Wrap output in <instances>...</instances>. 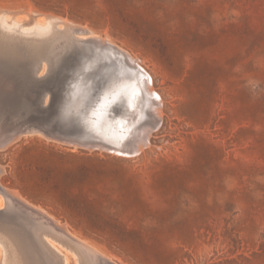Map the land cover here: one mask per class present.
I'll list each match as a JSON object with an SVG mask.
<instances>
[{"label":"rangeland","instance_id":"374dc122","mask_svg":"<svg viewBox=\"0 0 264 264\" xmlns=\"http://www.w3.org/2000/svg\"><path fill=\"white\" fill-rule=\"evenodd\" d=\"M4 16L94 27L139 61L163 104L141 153L78 145L61 108L78 67L94 64L57 41L46 71L17 76L20 112H0V132L20 133L0 150L3 186L118 264H264V0H0ZM52 89L55 100L39 94Z\"/></svg>","mask_w":264,"mask_h":264},{"label":"bare ground","instance_id":"6f19581e","mask_svg":"<svg viewBox=\"0 0 264 264\" xmlns=\"http://www.w3.org/2000/svg\"><path fill=\"white\" fill-rule=\"evenodd\" d=\"M10 21L11 18L7 16L0 17V112L7 113L19 109L21 103L19 94L23 90V86L19 83L17 76L22 74L33 78L35 71L40 69L43 72L46 71L45 62L50 63L52 61L56 42L59 41L61 44L63 42V46L75 47L78 57L87 58L88 52H90V59L94 64L93 68L91 66V68L84 69L82 65L78 67V76L81 79L75 81L76 86L74 89L71 88L72 90L69 92L72 94L71 99L69 98L70 101H68L69 105L67 104V109L59 106L62 111H72V116L68 117L67 124L74 126L77 130L76 133L78 134L73 141L75 140V143L86 149L95 148L114 155L127 157L138 152L141 153L144 141H150L149 137L152 131L160 125L163 99L154 92L151 78L149 81L140 80L138 75L132 72L133 66L137 65L142 68L139 61L109 38L96 35L98 33L95 34L92 31L94 27L90 30L77 24L80 28L66 26L64 32H59L58 29L62 25L60 26L53 19L37 17L26 23L15 19H13V23H9ZM62 21L60 22L62 23ZM65 22L67 19L63 21V23ZM99 34L101 33L99 32ZM99 51L101 52L97 53ZM116 62L124 64L120 67V72L123 74L121 77L114 74ZM23 63L28 64L29 68H24ZM145 73L150 77L146 71ZM37 81L40 82V80ZM103 84L106 87L105 92L112 94L113 97L112 99L103 97L102 107L95 111L93 104L87 102L88 93L96 90L95 96H98L99 86ZM40 88L42 89V87ZM115 88L116 91H113ZM48 92L53 93V95L51 94V100H53L54 95L57 94L54 89L42 90L39 91V94L43 95ZM125 99L128 100L129 107L125 105L123 113L126 115L128 112L126 110H134V112L129 111L128 116L122 118V108L116 103L119 101L122 104ZM58 101L61 102V99ZM112 105L114 106L110 110ZM37 108L39 107L37 106ZM91 114L92 116L95 115L94 119ZM83 121L88 122L89 129L83 124ZM125 123L127 124L124 126ZM141 123L143 124L141 125ZM35 129L37 130V128ZM5 130L0 132L1 151L9 149L10 144L17 139L19 140L20 133L13 132L16 131L14 125H10L9 129L7 128L6 131H12L9 134H4ZM23 131H28V125L23 126ZM33 134L31 135L33 136ZM69 144L71 143L69 142ZM129 146L133 147L131 151L127 149ZM3 171V166L0 165V173ZM0 178H2L1 175ZM21 198L17 193L15 194L0 183V209L4 207V201L7 202V210L0 216V247L4 252L0 264H118L91 242L82 239L75 232H69L70 230L66 229L67 226L66 228L62 226L56 221V218L55 220L50 218L49 214L47 216L46 213L34 208L24 201V198ZM23 253L27 258L23 257Z\"/></svg>","mask_w":264,"mask_h":264},{"label":"water","instance_id":"95a60500","mask_svg":"<svg viewBox=\"0 0 264 264\" xmlns=\"http://www.w3.org/2000/svg\"><path fill=\"white\" fill-rule=\"evenodd\" d=\"M124 64H122V66H123ZM132 69H133V71L132 72H134L135 74H137L138 75V78L140 79V80H147V81H149V79H150V77H148V75L145 73V71L141 68V67H139V66H133L132 67ZM121 75H123V74H121ZM121 77V76H120ZM79 80V79H78ZM145 80V81H146ZM99 88L100 89H98V90H100L99 91V95L98 96H95V99H94V101H93V107H95V111H98V109L99 108H101L102 107V98L103 97H107L108 99H112V94H109V93H106L105 92V88L106 87H104V84L103 85H101V86H99ZM66 90V89H65ZM116 91V88L115 89H113V91ZM65 96H67L68 94L66 93V91H65V94H64ZM62 101V100H61ZM60 104H61V102H60ZM68 103H66V105H67ZM116 104H118L122 109H121V111H122V113H123V111H125L124 110V108H125V105H128V107H129V104H128V100L127 99H125V101H123L122 102V104H120V102L119 101H117V103ZM115 104V105H116ZM114 105H112L109 109L110 110H112V107H113ZM126 111H128L127 112V116H128V113H129V111L130 110H126ZM110 112V111H109ZM130 112H134V110H131ZM109 115H111V113H109ZM126 115H125V113H123V117L122 118H126ZM91 116H92V114H91ZM93 117H95V115L94 116H92V118ZM94 119V118H93ZM127 120H129V119H127ZM87 124H86V126H90L89 124H88V122H86ZM127 123H125L124 124V126L126 125ZM71 127H74V126H71ZM128 149V148H127ZM129 150V149H128ZM132 150V149H131ZM131 150H129V151H131Z\"/></svg>","mask_w":264,"mask_h":264}]
</instances>
